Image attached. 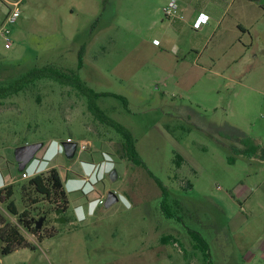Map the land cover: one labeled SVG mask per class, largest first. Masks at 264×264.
Masks as SVG:
<instances>
[{
    "label": "rangeland",
    "instance_id": "rangeland-1",
    "mask_svg": "<svg viewBox=\"0 0 264 264\" xmlns=\"http://www.w3.org/2000/svg\"><path fill=\"white\" fill-rule=\"evenodd\" d=\"M10 1L0 0V84L47 63L76 69L80 52L87 86L125 97L126 104L112 95L96 102L131 131L141 163L120 156L118 134L70 86L44 79L0 99V187L12 184L18 202L29 177L55 166L70 205L95 199L78 209L86 218L75 226L20 228L35 248L0 254V264H207L187 228L207 240L213 264H264V159L229 148L241 146L236 132L264 147V39L246 47L219 41V32L205 39L183 16L166 15L170 0ZM69 139L78 143L72 158L61 148ZM34 141L44 146L18 174L13 149ZM155 178L173 217L161 211ZM108 190L120 199L104 207Z\"/></svg>",
    "mask_w": 264,
    "mask_h": 264
},
{
    "label": "trees",
    "instance_id": "trees-1",
    "mask_svg": "<svg viewBox=\"0 0 264 264\" xmlns=\"http://www.w3.org/2000/svg\"><path fill=\"white\" fill-rule=\"evenodd\" d=\"M81 66L82 57L80 52L78 55L76 69L63 70L62 68L55 66L53 63H47L42 66H33L8 83L0 84V99H4L10 95L18 94L19 92H24L27 89H31L36 86L38 81L44 79L52 80L61 85L70 86L74 90L78 91L82 96H84L87 109L92 114V116L101 124L112 128L118 134L120 138V146L123 150V152L118 151L120 152V156L125 157L134 163H141L135 147V139L131 131L117 120L108 116L96 102L99 96L112 95L121 98L124 104H126L125 97L115 93L95 91L94 89L87 86L85 81L79 76L77 72ZM236 134L237 135L233 134L232 137L238 143H240L241 146L232 144L229 146V148H234L233 151L239 152L247 157L252 156L255 158L264 159V147L261 146L254 137L241 132H236ZM226 160L228 163H233L235 161V157L233 155H227ZM183 161V157L176 153L174 156L176 168L181 167ZM23 171H18V174L23 173ZM155 181L161 193V211L166 217H173L174 213L171 211V206L168 201V190L158 178H155ZM187 185L189 188L192 186L190 181H187ZM13 194L14 191L12 184H7L0 187V254H8L20 247H29L31 249L35 248V244H32L30 241H28L20 229L21 226L26 227L24 223L27 222V211L24 207L27 202L26 195H35L36 197L43 196L46 199L53 196V198L62 200L65 199L67 190L58 169L55 166H50L45 173H37L29 177L26 180V183L21 185L19 189L18 202L22 208H19L18 202L12 199ZM176 201V199H173L172 202L175 204L177 203ZM9 216H13L14 220H11ZM30 232L35 234L33 231ZM187 234L192 242V246L202 253L203 259L207 260V264H213L209 260L211 257L209 244L203 235L193 228H187ZM52 235L53 234H48V237ZM41 240L42 238L38 239V241ZM163 240L176 241L177 238L173 237L172 235H167L163 237Z\"/></svg>",
    "mask_w": 264,
    "mask_h": 264
},
{
    "label": "crops",
    "instance_id": "crops-1",
    "mask_svg": "<svg viewBox=\"0 0 264 264\" xmlns=\"http://www.w3.org/2000/svg\"><path fill=\"white\" fill-rule=\"evenodd\" d=\"M18 1V0H15ZM180 15L193 25L200 14L207 16L198 27L205 39L219 32V41H245L252 45L254 38L264 39V0H175ZM10 1L8 3H11ZM183 22V21H182ZM202 29V31L200 30ZM198 55H200L198 53Z\"/></svg>",
    "mask_w": 264,
    "mask_h": 264
},
{
    "label": "flooded vegetation",
    "instance_id": "flooded-vegetation-1",
    "mask_svg": "<svg viewBox=\"0 0 264 264\" xmlns=\"http://www.w3.org/2000/svg\"><path fill=\"white\" fill-rule=\"evenodd\" d=\"M43 146H44V142H43L42 147L39 150H41ZM61 148L63 149L62 145H61ZM35 158L36 156H34V159ZM112 169H115V165H113ZM72 192L73 193L77 192L79 193V196H80L82 190L80 188L78 189L76 188L72 190ZM69 193L71 192L67 191L65 199H62V200L53 198V196L46 199L43 196L36 197L35 195H26L27 202L24 205V207H25V210L27 211L26 213L27 222L24 223L26 227L21 226V228L28 232L33 231L34 233H39L44 230L47 231V228L54 229V223L55 224L56 223L57 224L67 223V224H70L71 226L73 225L75 226L76 223H80L81 221H83L86 218V215L83 214L82 216H80L77 211L79 209V206H81V209H82L84 204H86V207H87V205H89L91 200L86 197L85 198L86 200L83 203L70 205L69 197H68ZM105 198L106 196L104 197V199H102L103 205H104ZM57 210L59 211L56 213ZM51 213L53 215H50ZM41 217H42V221L40 223V226L37 227V224H38L37 220ZM48 231H51V230H48Z\"/></svg>",
    "mask_w": 264,
    "mask_h": 264
},
{
    "label": "water",
    "instance_id": "water-1",
    "mask_svg": "<svg viewBox=\"0 0 264 264\" xmlns=\"http://www.w3.org/2000/svg\"><path fill=\"white\" fill-rule=\"evenodd\" d=\"M43 141H34L27 142L21 145L14 147L13 149V157L17 163V170L23 171L26 169L28 164L34 159L37 151L42 147ZM61 145L63 147L64 154L67 158L74 157L77 150V141L73 140H64L61 141ZM110 177L112 180L116 177V170L112 169L110 172ZM120 199V195H118L115 191L109 190L107 192L106 198L104 200V207H110L112 204L116 203ZM59 210L56 211V213ZM42 221V217L37 220V227L40 226Z\"/></svg>",
    "mask_w": 264,
    "mask_h": 264
},
{
    "label": "built area",
    "instance_id": "built-area-1",
    "mask_svg": "<svg viewBox=\"0 0 264 264\" xmlns=\"http://www.w3.org/2000/svg\"><path fill=\"white\" fill-rule=\"evenodd\" d=\"M17 2L18 1H13L11 2L10 4H13L14 6H17ZM177 3L175 0H170L168 6L164 9L165 10V13L167 16H178L177 15ZM18 15V11L17 9L13 10V12L11 14H9V16H7L6 18V22L7 23H11L15 20V17ZM179 17H182V15H180ZM207 19V16L204 15V14H200L196 20L193 22V26L194 27H199L201 23L205 22ZM1 33L3 34V36L5 37V39L7 40L6 41V45H8L10 39L8 37V34H9V30L8 29H3L1 31Z\"/></svg>",
    "mask_w": 264,
    "mask_h": 264
},
{
    "label": "clouds",
    "instance_id": "clouds-1",
    "mask_svg": "<svg viewBox=\"0 0 264 264\" xmlns=\"http://www.w3.org/2000/svg\"><path fill=\"white\" fill-rule=\"evenodd\" d=\"M54 154H55V153H54ZM54 154L52 155V157H50L51 159L53 158ZM105 161H106V162L110 161V156H106V157H105ZM89 164H93V166H94V163H92V162H90ZM94 170L96 171L97 168H94ZM95 171H94V172H95ZM90 190H91V189H90ZM90 190H87V191H84V190H83V192H84L85 194H87V193H89ZM94 201H95V199H92L91 202H90V204H91L92 202H94ZM88 206H89V205H88ZM88 206H87V207H88ZM79 208H81V206H79ZM91 212H92V211H91ZM89 213H90V212H89Z\"/></svg>",
    "mask_w": 264,
    "mask_h": 264
}]
</instances>
